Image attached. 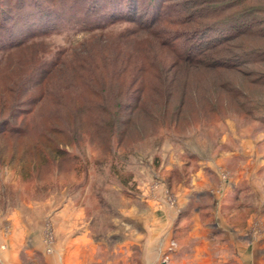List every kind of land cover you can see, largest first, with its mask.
I'll use <instances>...</instances> for the list:
<instances>
[{
    "label": "trees",
    "instance_id": "1",
    "mask_svg": "<svg viewBox=\"0 0 264 264\" xmlns=\"http://www.w3.org/2000/svg\"><path fill=\"white\" fill-rule=\"evenodd\" d=\"M67 1L73 9V6L77 8L74 10L85 12L83 19L89 16V10L92 14L93 8L94 13L108 18L112 15L130 16L126 8H138L140 3L145 7L140 10L138 18L146 14L149 27L130 29L131 32L121 35H124L123 41L114 45L102 42L100 48L93 52L87 46L80 51L71 50L49 63L47 69L43 64L36 72L32 71L34 75L23 77L20 90L11 96V100H7L9 96L6 100L0 99V165L15 166L25 180H30L33 171L43 167L62 171L67 164L69 169L78 173L77 162L81 156L86 157L87 146L96 158L107 162L108 159L116 160L117 155L126 159L145 142L160 143L172 131L182 133L190 127V120L199 118L202 122L205 119L212 127L220 121L218 128L232 114L245 124V118L254 120V123L260 120L259 111H264V100L259 98L256 101L255 91L251 89H264V80L245 81L248 76L243 69L248 64H259L264 70V47L238 45L239 53L234 61L231 58L214 59L206 50H212L229 37H247L249 41L257 40L264 44V0H186L179 3V9L172 11L171 17L188 12L187 6L191 3L190 8H195L192 16L199 18L194 31L199 34L207 32L217 42L187 57L179 55L184 47H176L182 34L176 35V40L168 39V34L164 38L160 36L164 32L160 33L158 24L164 26L167 18H171L163 14V4L172 0H118L117 3L114 0H85L81 6L77 4L79 0ZM22 2L29 6L30 16L34 19L36 12L34 14L32 6L41 7L36 3L30 4V0L16 1L17 6L20 7ZM46 2L48 4L42 8L45 10L42 13L52 22L38 25L52 27L58 22L57 16L61 21L63 19L58 14V7ZM88 2L91 3L89 6L86 5ZM0 8V15L1 12L7 13L6 18L10 21L13 13L9 14V10L12 9ZM20 11L16 14L24 15ZM76 11L70 16L78 19ZM24 17L29 16H22L17 23L10 22L13 26L11 31L1 26L2 46L5 44L12 49L17 46L15 41L41 34L47 28L35 26L34 29L36 22L30 18L27 25ZM133 19L131 22H137ZM145 22L144 19L140 26ZM15 24L20 25L15 28ZM153 28L155 31H151ZM145 30L157 33V43L153 46L147 38L143 39ZM152 70L158 74L169 73L166 78L168 84L163 91H159L157 84L151 87L147 83ZM182 74L183 77H179ZM209 79L211 84H206ZM192 84L195 87L192 88ZM15 85L18 87L19 84ZM16 102L28 108L19 110ZM11 103L16 106L12 107ZM49 105L51 110L43 111Z\"/></svg>",
    "mask_w": 264,
    "mask_h": 264
},
{
    "label": "rangeland",
    "instance_id": "2",
    "mask_svg": "<svg viewBox=\"0 0 264 264\" xmlns=\"http://www.w3.org/2000/svg\"><path fill=\"white\" fill-rule=\"evenodd\" d=\"M16 1L21 2V0H0V7L11 8L9 14L13 13L10 15L11 20L8 21L7 13L1 12L0 31L1 26L6 27L7 31H11L13 26L10 25V22L17 23L22 16H29L23 18L27 21V25L30 18L33 23L36 22V25L33 24L34 29L35 26L39 29L47 27L38 25L39 23L45 25L50 21L49 17L43 16L42 13L45 11H42V8L48 4L46 1H50L54 7H58V14L63 20L61 21L57 16L56 25L48 26L42 31L43 33L26 37L22 41L20 38L19 41H15L17 46L12 49L4 46L5 44L3 46L0 44V99L5 98V100L8 96L7 100H11V96L20 90L23 83L22 78L26 75H34L32 71L36 72L40 65L45 64L44 68L47 69L49 63L55 62L62 55L70 53L71 50L80 51L84 46L91 48L88 50L93 52L100 48L102 42L106 45L107 43L117 44L118 41H123L124 35L121 36L122 34L127 31L131 32L132 29H140V27L148 28L150 22L148 19L146 20V14L140 15L138 18L140 10L143 11L145 7L140 3H138V8L134 9L126 5V13H129L130 16L112 15L108 18L94 13L95 8H93L92 14L89 10L87 12L89 16L86 15V18L83 19L85 12L74 10L76 7L73 6V9L67 0H30V4L36 3L41 7L38 9L36 5L32 6L34 14L36 12L33 19L30 16L29 6L22 2L18 7ZM84 1L79 0L77 4L81 6ZM114 1L117 3L121 0ZM161 1L163 0L158 2ZM183 1L186 0L162 3L163 14L166 17L169 16L172 11L179 9L177 5L183 4ZM90 4L88 2L86 5ZM149 4H152L151 1ZM190 6L191 3L188 4V12L185 14L177 13L172 17L170 15L171 18H167L168 22L164 26L161 23L158 24L160 33L164 32L160 35L162 38L168 34V39L176 40L175 36L182 34V38L178 39L176 44V47H184V50L179 54L182 57L196 55L204 50L206 45L208 48L216 41L207 32L199 34L194 31L198 26L195 22L199 18L197 15L192 16L191 13L195 11V8L194 6L190 8ZM21 9L24 10L20 11ZM69 10L71 12L68 13ZM73 10L76 11L78 19L70 16V13H74ZM19 11L24 15L16 14ZM129 17L131 19H128ZM87 18L90 20L87 21ZM133 18H138L135 20L137 22H131L134 20ZM144 19L145 24L140 26V23H144ZM51 22L52 19L49 23ZM19 25L15 24V28H18ZM145 31L147 32H144L143 39L147 38L151 41L150 46L156 44L157 33L151 32L155 31L154 28L151 31ZM88 41L90 42L88 43ZM248 41L247 37H229L222 44L206 51L214 59L227 60L231 58V61H234V57L239 53L238 45L248 44L251 48L264 47V44L257 40ZM184 65L186 64L184 63ZM260 67L263 66L259 64L245 65L243 70L248 76L244 78L245 81L264 80V70ZM151 72L153 73L152 77L148 79L147 83L151 87L157 84L159 91H163L165 84H168L166 78L169 77V73L165 71L158 74L155 70ZM197 73L202 72L198 71ZM179 77H183V74ZM211 81L209 79L206 84H211ZM193 82L199 83V81ZM15 84H19L18 87ZM193 87L195 86L192 84ZM3 88L8 90L3 91ZM251 90L255 91L256 101L259 98L264 100V89L256 87ZM16 104L12 105L11 103L10 105L20 107L19 110L28 108L20 106L17 102ZM194 104L197 103L194 102ZM49 110H51L50 105L43 109L45 112ZM259 112L260 120L257 123L245 118V124L232 114L223 120L224 124L219 128L220 121L218 125L212 127L205 119L200 122L198 118V123L196 120H190V127H187L182 133L172 131L168 134L165 132L167 135L160 140V143L159 141L145 142L126 159L121 158L122 155H117L116 160L108 159L109 161L102 162L103 158L101 160L96 158L87 146L86 157L81 156L77 162L80 170L78 173L69 169L67 164L62 171H56V168L52 167H43L33 171L30 180H25L23 173L20 170L17 171L15 166L0 165V264H141L138 250L133 249L132 255H126L131 248L127 246L129 242L126 241V233L122 230L124 227L119 225L120 219H125L126 213H129L131 208L141 209L146 206L147 195L157 194L156 189L162 184L163 178H165V189H167L163 191V195L166 196L169 204H174L177 196L171 193L174 186L179 183L190 185L192 180L189 170L181 167L184 164L182 162L188 161L195 155L205 162L213 159L215 142L227 130L226 121H229L232 128H235V123L247 133L259 129L264 134V111ZM149 142L150 144H148ZM68 150L71 151V148ZM92 155L94 156L91 157ZM14 221H17L18 224L21 221L27 228L30 226L28 231L14 233ZM163 260L165 264H171L169 257L164 259L161 257L160 262Z\"/></svg>",
    "mask_w": 264,
    "mask_h": 264
},
{
    "label": "crops",
    "instance_id": "3",
    "mask_svg": "<svg viewBox=\"0 0 264 264\" xmlns=\"http://www.w3.org/2000/svg\"><path fill=\"white\" fill-rule=\"evenodd\" d=\"M228 122L213 159L182 162L192 180L174 186V204L163 195V178L146 206L120 219L127 256L136 249L141 264H165L161 257L171 264H264V134ZM28 228L13 222L16 234Z\"/></svg>",
    "mask_w": 264,
    "mask_h": 264
}]
</instances>
